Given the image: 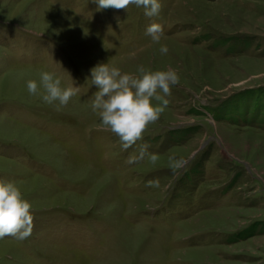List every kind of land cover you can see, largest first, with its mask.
Masks as SVG:
<instances>
[{
	"label": "rangeland",
	"instance_id": "1",
	"mask_svg": "<svg viewBox=\"0 0 264 264\" xmlns=\"http://www.w3.org/2000/svg\"><path fill=\"white\" fill-rule=\"evenodd\" d=\"M159 2L147 17L93 0H0V179L34 216L28 238L0 239V264H264V0ZM99 63L180 77L127 150L97 130ZM43 71L80 88L59 111L28 92Z\"/></svg>",
	"mask_w": 264,
	"mask_h": 264
},
{
	"label": "clouds",
	"instance_id": "2",
	"mask_svg": "<svg viewBox=\"0 0 264 264\" xmlns=\"http://www.w3.org/2000/svg\"><path fill=\"white\" fill-rule=\"evenodd\" d=\"M98 8L127 10L129 6L143 7L147 17H156L162 8L159 0H93ZM147 33L154 43L159 44L163 27L152 23ZM161 54L168 53V47L161 44ZM92 84L97 91L91 100V109L99 117L97 130H110L120 139L122 148L127 150L143 139V133L150 124L155 123L164 113L169 101L164 97L171 95V87L179 83L176 70H149L143 66L137 68V74L122 73L117 66L99 63L91 70ZM29 94H40L47 104H55L59 111L70 99L76 96L80 88L74 84L61 86V79L54 73L43 71L37 80H28ZM42 90V92H41ZM163 93V96L159 93ZM153 101L162 103H153ZM58 102V103H57ZM147 145L140 149L139 156H130L128 164L143 159ZM153 164L158 160L155 153L148 154ZM173 171L181 169L185 161L170 157ZM148 186L159 187V181H148ZM31 203L23 198L20 188L14 181L0 179V239L13 237L18 240L28 238L34 228V216Z\"/></svg>",
	"mask_w": 264,
	"mask_h": 264
},
{
	"label": "crops",
	"instance_id": "3",
	"mask_svg": "<svg viewBox=\"0 0 264 264\" xmlns=\"http://www.w3.org/2000/svg\"><path fill=\"white\" fill-rule=\"evenodd\" d=\"M227 144H229V143H227Z\"/></svg>",
	"mask_w": 264,
	"mask_h": 264
}]
</instances>
